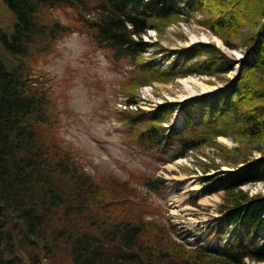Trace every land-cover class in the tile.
I'll use <instances>...</instances> for the list:
<instances>
[{"label":"trees","instance_id":"16d2710c","mask_svg":"<svg viewBox=\"0 0 264 264\" xmlns=\"http://www.w3.org/2000/svg\"><path fill=\"white\" fill-rule=\"evenodd\" d=\"M58 8L65 9L64 16L55 14ZM194 12L232 48L238 47L234 35L239 29L248 23L257 27L246 36L240 71L213 92L164 102L153 112L124 109L122 117L145 150L178 143L169 161L206 144L219 149L222 162L212 158L202 166L205 173H219L204 176L202 182L209 184L201 194L224 192L220 218L203 239L229 238L224 245L187 247L163 228L149 226L147 239L142 219L113 210L111 199L59 137L50 86L35 76L29 60L54 49L61 37L80 32L113 59L135 65L137 74L126 88L193 73L221 77L236 61L215 43L185 46L174 54L180 52L181 66L161 67L153 58L165 47L144 40L148 30L162 32ZM0 13L6 20L0 22V264H22L25 257L42 264L40 252L52 254L60 246L73 264L264 261V193L244 188L264 181V21H256L264 18V0H0ZM153 47V58H143ZM178 106L186 111L185 122L165 131L160 122ZM221 135L237 145L219 143ZM222 165L231 169L221 170ZM145 183L151 189L166 186L159 177Z\"/></svg>","mask_w":264,"mask_h":264},{"label":"rangeland","instance_id":"374dc122","mask_svg":"<svg viewBox=\"0 0 264 264\" xmlns=\"http://www.w3.org/2000/svg\"><path fill=\"white\" fill-rule=\"evenodd\" d=\"M64 10L58 8L55 14L64 16ZM71 10L67 8L68 12ZM203 18L202 14L194 12L188 21L172 22L162 32L148 30L144 40L158 42L166 51L153 58L156 47L148 48L143 58H153L161 67L174 62L181 66L180 52L174 55L177 51L196 42H212L236 61L235 68L221 77L193 73L168 82L151 81L126 88L137 74L135 65L125 59H113L109 50L97 48L87 34L80 32L61 37L54 49L29 60L35 76H40L50 86L54 104L52 111L60 120L56 125L59 137L86 172L98 182L102 195L107 200L111 199L108 204H112L113 210L121 215L132 213L138 220L142 219L147 230L143 234L147 239L149 226L163 228L187 247L204 243L224 245L229 238L226 235L228 237L221 241L222 237L214 234L209 241L203 239L208 227L220 218L218 207L223 202L224 192L201 194L209 184L202 182L204 176L219 173L215 170L205 173L202 166L211 163L212 158L222 162L217 152L219 149L206 144L184 157L169 161L178 143L156 151L138 146L136 133L122 119L125 112L122 105L132 99L131 102L136 101L139 108L153 112L164 102H185L204 92L218 90L236 76L245 56L246 36H250L257 27L248 23L239 29L234 35L238 47L232 48L223 37L200 23ZM5 21L0 15V22ZM256 21L262 22L264 18ZM216 38L222 39L224 46H220ZM187 77H194L209 88L190 96L181 83ZM185 112L178 106L160 122L161 126L165 131H168V126H181L186 118ZM217 141L229 148L237 145L230 136H218ZM220 169L231 168L222 165ZM150 177L164 178L166 186L149 188L145 182ZM244 188L253 194L264 193V181L247 184ZM221 223L224 224L223 221ZM54 252L41 251L42 264H73L65 247L60 246ZM27 259L25 257L22 264H30ZM246 262L264 264V261L251 259Z\"/></svg>","mask_w":264,"mask_h":264},{"label":"bare ground","instance_id":"6f19581e","mask_svg":"<svg viewBox=\"0 0 264 264\" xmlns=\"http://www.w3.org/2000/svg\"><path fill=\"white\" fill-rule=\"evenodd\" d=\"M216 40L220 46H224L222 39L216 38ZM181 83L184 85L185 92L187 94H191L190 96H192V94H195V92H204L206 88H209L208 85H206L203 82L198 81L194 77L183 78L181 80ZM183 96L186 97L188 95H183Z\"/></svg>","mask_w":264,"mask_h":264},{"label":"water","instance_id":"95a60500","mask_svg":"<svg viewBox=\"0 0 264 264\" xmlns=\"http://www.w3.org/2000/svg\"><path fill=\"white\" fill-rule=\"evenodd\" d=\"M227 170V169H226Z\"/></svg>","mask_w":264,"mask_h":264}]
</instances>
